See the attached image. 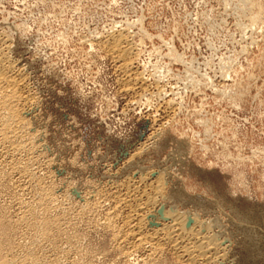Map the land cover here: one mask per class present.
I'll use <instances>...</instances> for the list:
<instances>
[{
  "label": "rangeland",
  "instance_id": "obj_1",
  "mask_svg": "<svg viewBox=\"0 0 264 264\" xmlns=\"http://www.w3.org/2000/svg\"><path fill=\"white\" fill-rule=\"evenodd\" d=\"M121 32L129 72L107 44ZM0 41L32 99L25 147L0 148L1 257L194 264L171 246L128 254L129 207L105 220L117 188L162 175L153 229L175 210L210 228L223 264H264V0H0Z\"/></svg>",
  "mask_w": 264,
  "mask_h": 264
},
{
  "label": "bare ground",
  "instance_id": "obj_2",
  "mask_svg": "<svg viewBox=\"0 0 264 264\" xmlns=\"http://www.w3.org/2000/svg\"><path fill=\"white\" fill-rule=\"evenodd\" d=\"M248 3H250V2H248ZM107 41H108L107 44L109 45L110 50L112 51L113 55H115L118 59L122 60L123 63H122L121 69L129 72L130 68L132 67L131 64L134 61L133 55L135 52L133 53V47H132L131 42L128 39L127 34L121 32L120 34L111 35ZM5 45L6 44H4L3 42L0 41V148L2 147V149L3 148L8 149V151L5 152L6 153L5 155L13 156V154L15 152H18L19 150L21 152V149H23V147H25L22 145V140L25 138V137H23V133H24V127L26 126L25 125L26 123H24L25 121L24 122L22 121V118H21L22 115L20 113V110H21L20 108H22V107L24 108L26 106H29L28 104L30 103V101L32 99H31V97L27 98V99L26 98L22 99L20 94H21V91H22L21 89L23 88L24 82L21 79V76H20L21 74L18 75L19 73L16 74L14 72L15 70H13L12 63L10 62V59L8 58V54L6 53L7 49H5ZM136 83H138V82H136ZM25 132H27V131H25ZM32 142H34V141H31V144H32ZM24 144H26V142H24ZM2 149H0V150H2ZM0 154H1V152H0ZM4 158H5V156H4ZM4 158H1V159H4ZM14 162H17V161L14 160ZM15 164H17V163H15ZM26 170H27V168H26ZM32 178H33V176H32ZM142 178H145V177H143V176L140 177L139 182H130V180H129V181L125 182V184L121 185V188H117L119 190H115L112 193V195H114V197L117 199L116 202H117L118 206H116L114 208L113 212L111 211L109 214H107L106 219H105L107 221V225L110 226L111 220L116 215H118V213H119L120 209H118V208H120V207L125 208V206L130 208V213L125 217V221H124V228H126V229L122 232L119 231L120 232L119 233L120 242L124 243V244H128L130 246V248H129L130 250L127 253L132 254V251H135L138 253V252H142L145 250L147 252V254H146V256L144 254V257H145L144 263H149V262L151 263L156 259L159 252L162 250L163 246H171L175 250L176 255H178L177 257H180L183 260L185 259L188 262L191 261L194 264H223L221 261L222 258L224 257L222 255V253H224V250H225L223 243L221 241H218L216 236H214L211 233L210 228H209V230H208V228H207V230H205L204 228L199 226V223L197 220L190 219V217L187 214L179 213L175 210L168 211V212L161 211L164 218H166L165 220L168 219L170 221V223L169 224L166 223V224L162 225V227H157V229H153L151 227V223L149 222V215L152 214L151 212H152L153 208L156 206L157 201L160 200V198L162 196H164L163 193H164L166 182H165L164 177L162 175H158L156 177V181L151 183L150 185L146 184L147 181L142 179ZM143 184H145L144 187H142ZM43 191H44V189L42 190V192ZM120 191H123L124 194H121ZM45 194H46V191H45ZM51 194L48 192V199L52 198V197H50ZM45 198L46 197H44V199ZM41 204H42V202H41ZM24 205H26V204H24ZM159 215H161V214L159 213ZM22 218H23V216H22ZM190 223H192V224H190ZM47 226H49V224ZM114 227H115V225H114ZM44 230H45V227H44ZM1 232H3V231H1ZM54 233H56V232H54ZM46 235H48V234L46 233L45 236ZM39 236H41V235H39ZM34 237H36V236H34ZM2 238H3V236H2ZM12 247H15V246H12ZM119 247H121V246H119ZM2 257H3V255H2ZM2 257L0 259L1 260L0 264H28V261H26V259H23V261H21V260L16 261L18 259H15L14 256H11L10 258H8V257L6 258L5 256L3 258ZM29 257H31V256H29ZM142 258H141V260L139 258V260L143 261ZM28 260H30V259H28ZM34 260L35 259H33V262H34ZM40 262H41V260H40ZM189 264H191V263H189Z\"/></svg>",
  "mask_w": 264,
  "mask_h": 264
}]
</instances>
